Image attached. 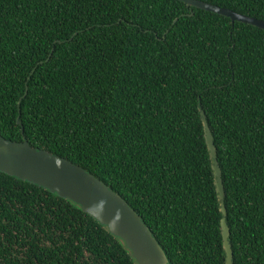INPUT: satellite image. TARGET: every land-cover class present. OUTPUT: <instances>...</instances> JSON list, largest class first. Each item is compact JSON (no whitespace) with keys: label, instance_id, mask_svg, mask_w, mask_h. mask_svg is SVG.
<instances>
[{"label":"trees","instance_id":"16d2710c","mask_svg":"<svg viewBox=\"0 0 264 264\" xmlns=\"http://www.w3.org/2000/svg\"><path fill=\"white\" fill-rule=\"evenodd\" d=\"M203 1L264 19V0ZM201 110L232 264H264V29L179 0H0V135L100 178L171 264H225ZM0 264L137 263L80 205L0 171Z\"/></svg>","mask_w":264,"mask_h":264},{"label":"water","instance_id":"95a60500","mask_svg":"<svg viewBox=\"0 0 264 264\" xmlns=\"http://www.w3.org/2000/svg\"><path fill=\"white\" fill-rule=\"evenodd\" d=\"M179 1H183L187 6L226 16L231 21H240L264 29V19L203 0ZM200 114L205 143L209 157L212 159L215 189L220 201L222 213L220 228L225 250V264H232L233 252L228 240L229 227L225 219L226 208L223 202L224 187L221 169L217 161L213 136L203 110ZM17 122L20 123L19 118ZM21 130L23 131V127ZM0 171L42 186L80 205L112 235L122 241L137 264H171L150 228L128 202L100 178L71 160L47 149L34 147L27 139L16 141L0 135Z\"/></svg>","mask_w":264,"mask_h":264}]
</instances>
